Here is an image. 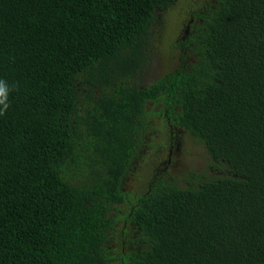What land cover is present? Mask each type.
Returning <instances> with one entry per match:
<instances>
[{"label":"trees","instance_id":"1","mask_svg":"<svg viewBox=\"0 0 264 264\" xmlns=\"http://www.w3.org/2000/svg\"><path fill=\"white\" fill-rule=\"evenodd\" d=\"M175 2L0 0V264H264V0H188L141 82ZM182 132L220 174L165 177Z\"/></svg>","mask_w":264,"mask_h":264},{"label":"rangeland","instance_id":"2","mask_svg":"<svg viewBox=\"0 0 264 264\" xmlns=\"http://www.w3.org/2000/svg\"><path fill=\"white\" fill-rule=\"evenodd\" d=\"M187 4L188 0H176L170 8L159 12L157 15L158 21L154 25L153 32V37H155V39L150 47L151 56L144 72V81L141 80V82H151L162 73L173 69L174 66L178 64L179 56L176 54L177 51L171 49L168 50L167 44L173 35L181 33L180 28L184 26L182 21L187 16ZM158 108L159 106H155L154 110H157ZM160 123L161 121L158 117L149 119L151 132L147 134L148 142L163 140L164 135H158L159 133H155V130L152 128H160ZM173 146L174 149L170 153L166 149H159L158 152L160 157L165 158L164 162L167 160L170 161L171 165L168 168L169 174L165 175L167 179H172L171 177H174L175 181L179 183L180 186H184L186 185V182L183 181V179L189 171L206 173L208 175L220 174L221 171L211 165L208 153L204 150L203 146L196 142L186 132L180 133V137L174 141ZM157 161V159L154 160L152 158V164L150 165L142 159L140 161L141 165L137 167L139 171L136 169L131 178L127 179L125 189L130 192L133 189L143 190L144 186L148 184L150 176L157 174L158 172V170L156 171L157 167H155L154 164V162ZM164 162L162 161L158 164V167H163ZM139 173L144 176L143 181L133 177Z\"/></svg>","mask_w":264,"mask_h":264},{"label":"clouds","instance_id":"3","mask_svg":"<svg viewBox=\"0 0 264 264\" xmlns=\"http://www.w3.org/2000/svg\"><path fill=\"white\" fill-rule=\"evenodd\" d=\"M14 87H10L6 80L0 79V116L5 115L11 106L9 96Z\"/></svg>","mask_w":264,"mask_h":264}]
</instances>
